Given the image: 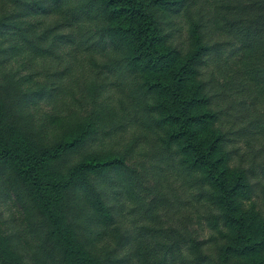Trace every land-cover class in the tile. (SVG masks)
Returning a JSON list of instances; mask_svg holds the SVG:
<instances>
[{"label": "trees", "instance_id": "1", "mask_svg": "<svg viewBox=\"0 0 264 264\" xmlns=\"http://www.w3.org/2000/svg\"><path fill=\"white\" fill-rule=\"evenodd\" d=\"M1 1L0 199L32 241L0 249V264H264V210L245 207L264 192V0ZM69 47L95 69L80 97ZM227 49L238 60L220 83L204 67ZM17 52L45 79L8 67ZM56 101L70 113L36 109ZM129 130L125 153L101 147ZM200 208L211 240L193 224Z\"/></svg>", "mask_w": 264, "mask_h": 264}, {"label": "rangeland", "instance_id": "2", "mask_svg": "<svg viewBox=\"0 0 264 264\" xmlns=\"http://www.w3.org/2000/svg\"><path fill=\"white\" fill-rule=\"evenodd\" d=\"M8 10H12V7L4 3L3 1L0 0V14L5 13ZM45 23H48V20L45 21ZM181 37L179 38L178 42H183L185 43V46L189 44V40L187 37V34L185 30L181 31ZM226 38V37H225ZM186 49V48H185ZM66 54L68 55H77L78 57V62L76 64V73H75V78L72 77L70 82L74 86V90L76 92V96L80 97V90H79V85L81 81H89L93 78L94 81V70L93 67L90 65L89 60L86 56L82 54V52H78L75 48L69 47L65 49ZM74 55V56H75ZM67 58V56H66ZM238 56H232L231 50L227 49L224 51L223 54H213L211 56V61H208L207 65L204 67L206 69L207 75L214 74L216 79L220 82L223 83L224 81L227 80L228 74H231V68L234 67L235 62ZM6 64L8 67H13L14 69H20L21 74H26L28 75L30 72L35 73V81H39L40 79H43L44 77L39 74V72L43 71L42 65L43 63L40 62V59L35 58L32 59L27 53L23 52H17L16 54L11 55L8 59H6ZM45 79V78H44ZM71 85V84H70ZM70 85L67 87L69 88ZM67 96H70V91ZM36 109L38 110L39 113L42 112H60L61 115H66L70 113V104H61L59 101L54 102L53 104L42 102L41 107H39V104L36 105ZM41 109L39 111V109ZM42 111V112H41ZM38 116V115H37ZM54 131V130H53ZM60 131H54L53 135L51 138L57 137ZM134 131L129 130L125 134L122 135H117V136H112L109 138H106L101 142L102 148L105 149L106 151L113 152V154L117 155L118 153H125L127 151L128 146L133 142L134 140ZM239 147L241 150L245 151L248 150L249 147L246 145L244 141L239 142ZM147 149V148H145ZM145 149L141 150V153H144ZM137 159L139 161H145L146 157L143 156L142 154H139L137 156ZM131 162V161H130ZM129 162V163H130ZM154 173H151L150 175H156V180L158 182H162V185H166L168 183H173V186L176 187L177 190H185L181 185L183 184L182 177L178 176V173H176L173 170L170 169H164L163 171H160V173L156 174V170L160 169H152ZM150 181L154 182L155 178L153 176L150 177ZM187 192H190V190L186 189ZM261 196L258 198L255 197L251 201H245V207L246 210H249L252 206V204L255 205V211H258L260 207L264 210V192L262 189H259ZM117 200L122 199L120 194H116ZM255 201V203H254ZM257 203V204H256ZM202 207H205L202 205ZM184 211L187 213H192L195 215L194 212L197 210V205H192V207L189 205L186 208H183ZM200 213L202 216L197 214L201 218H194L193 219V224L195 227H200V231L202 233V237L205 239H212L214 236V230L211 229L209 222L205 218V211L200 208ZM164 211H160V217L161 221H166L165 216H164ZM23 212L21 211L20 207L18 204L15 202L13 197H4L0 199V249H6L9 247V253L13 252H18V253H28L27 250L29 249V246L27 243H31L32 238L31 235L27 232L24 224V217H23ZM196 216V215H195ZM199 221V222H198ZM9 236L11 239L7 242H5V237ZM117 238L116 234H109L108 236H104V239L102 238L100 242H98V246L102 248L106 243H110L111 245L115 244V239ZM8 254V253H7ZM126 251L124 250L122 252V255H125ZM137 258H134L132 262H126L125 264H139L137 262Z\"/></svg>", "mask_w": 264, "mask_h": 264}]
</instances>
